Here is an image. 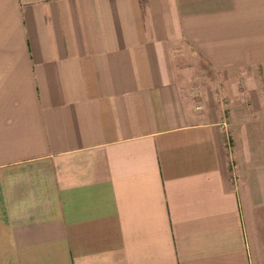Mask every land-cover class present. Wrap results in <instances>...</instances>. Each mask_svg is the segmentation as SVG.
<instances>
[{"label": "crops", "instance_id": "obj_1", "mask_svg": "<svg viewBox=\"0 0 264 264\" xmlns=\"http://www.w3.org/2000/svg\"><path fill=\"white\" fill-rule=\"evenodd\" d=\"M260 97L264 0H0V264H264Z\"/></svg>", "mask_w": 264, "mask_h": 264}, {"label": "rangeland", "instance_id": "obj_2", "mask_svg": "<svg viewBox=\"0 0 264 264\" xmlns=\"http://www.w3.org/2000/svg\"><path fill=\"white\" fill-rule=\"evenodd\" d=\"M184 59V58H182ZM178 61H180V57L177 58ZM172 68H176V74L179 78V82L182 85V91L184 93V98L187 101V104L191 105L194 108H198L204 110V77L206 83L212 84L215 86L216 80L213 81V72L207 67L204 66L203 63H194V64H183V63H176L171 65ZM213 76V77H212ZM215 83V84H214ZM231 89V88H230ZM218 93V91H217ZM211 97H207V99L210 100ZM212 99L215 101L216 99H219L224 104H229L231 102V97L229 96H217L214 95ZM260 99H264L260 97ZM247 99L244 101H238L236 103H246ZM225 114L228 115V110H225ZM237 116H248V111H237L235 113Z\"/></svg>", "mask_w": 264, "mask_h": 264}]
</instances>
